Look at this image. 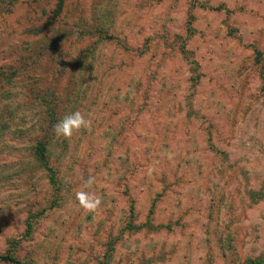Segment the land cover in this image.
<instances>
[{"label": "rangeland", "instance_id": "1", "mask_svg": "<svg viewBox=\"0 0 264 264\" xmlns=\"http://www.w3.org/2000/svg\"><path fill=\"white\" fill-rule=\"evenodd\" d=\"M59 3L0 0V255L264 264V0Z\"/></svg>", "mask_w": 264, "mask_h": 264}, {"label": "clouds", "instance_id": "2", "mask_svg": "<svg viewBox=\"0 0 264 264\" xmlns=\"http://www.w3.org/2000/svg\"><path fill=\"white\" fill-rule=\"evenodd\" d=\"M90 121L85 119L84 115L79 111H74L64 116L54 128L57 136H63L65 138L71 137L74 131L81 128H87ZM94 182V178L89 176L84 182L85 188H90ZM76 198L80 205L87 211H94L98 208L101 201L99 197L94 196L91 192L80 191L76 193Z\"/></svg>", "mask_w": 264, "mask_h": 264}, {"label": "trees", "instance_id": "3", "mask_svg": "<svg viewBox=\"0 0 264 264\" xmlns=\"http://www.w3.org/2000/svg\"><path fill=\"white\" fill-rule=\"evenodd\" d=\"M62 5H63V0H60L59 6L62 7ZM94 31H95L94 34H97V36L101 40H105V39H108L111 37V36H107L106 34H103V36H102V33L104 31L101 30L100 28H97ZM86 33L90 34L92 32L86 31ZM263 86H264V79H263ZM46 149H47V144L44 142V140L38 141L37 146H36V155L38 157V160H39L41 166L43 168H45L47 170V172L49 173V179H50L51 183L54 185H57L58 182L56 179V172H55L54 167L49 162V158H48ZM0 260L13 262L14 264H25L23 261L13 257L10 254L0 255Z\"/></svg>", "mask_w": 264, "mask_h": 264}]
</instances>
